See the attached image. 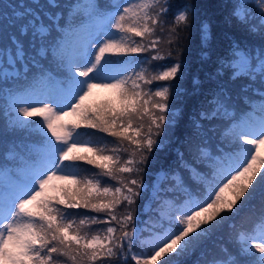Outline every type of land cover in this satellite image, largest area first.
Segmentation results:
<instances>
[{
	"label": "snow or ice",
	"instance_id": "snow-or-ice-1",
	"mask_svg": "<svg viewBox=\"0 0 264 264\" xmlns=\"http://www.w3.org/2000/svg\"><path fill=\"white\" fill-rule=\"evenodd\" d=\"M256 3L254 19L240 0H217L215 32L193 0H13L0 9L6 132L39 137L21 141L23 154L0 137V264H173L190 255L195 264H264V191L259 223L238 234L235 251H202L264 190V109L248 114L251 101L264 103V0ZM194 27L208 46L206 75L193 81L181 129ZM97 90L112 98L89 102ZM97 133L112 139L97 143ZM173 137L175 165L149 178Z\"/></svg>",
	"mask_w": 264,
	"mask_h": 264
},
{
	"label": "trees",
	"instance_id": "trees-1",
	"mask_svg": "<svg viewBox=\"0 0 264 264\" xmlns=\"http://www.w3.org/2000/svg\"><path fill=\"white\" fill-rule=\"evenodd\" d=\"M65 1L69 0H62V2ZM180 1L182 2V4L185 2V0ZM12 2L13 0H0V9L7 10V6ZM193 2L198 3L204 7L207 13L205 18L211 21L213 32H215L216 28L222 24V21L217 19L218 13H216L214 9L217 0H193ZM169 20H171V17H169ZM184 43L187 45V51L184 54V60L187 65H190V70L185 75V81L179 82L181 98L179 101H177V110L181 112V116L178 118L180 120L181 129L183 127L184 121L187 119L185 113L188 111L189 101L193 100L194 96L198 94L196 91L197 86L193 83L194 77L197 78V80L204 82L207 65L205 54L208 53V46L202 44L200 41L198 27H194L192 29L191 34L188 36L187 40ZM1 126L2 125H0V127ZM172 139L173 144H169V141L165 139L166 147L163 151L158 152L156 158L152 161V165L154 167L149 169V178L155 176L156 168H159L161 166L167 167L169 164L173 166L175 165L176 162L174 157L178 143L175 142V137H173ZM234 221L235 219H232L231 223H229L230 226L234 224ZM96 227L97 226H93V228ZM222 227L223 225L221 224L218 227V230H222ZM226 235H230V233L226 232ZM196 258L197 257L195 255H190L188 257L179 259L173 258V264H195ZM69 264H71L70 261ZM157 264H159V262H157Z\"/></svg>",
	"mask_w": 264,
	"mask_h": 264
},
{
	"label": "rangeland",
	"instance_id": "rangeland-1",
	"mask_svg": "<svg viewBox=\"0 0 264 264\" xmlns=\"http://www.w3.org/2000/svg\"><path fill=\"white\" fill-rule=\"evenodd\" d=\"M204 56V55H203ZM112 94L108 91L105 90H97L96 92H94L93 96L90 97L89 102H93V99H103L104 97H111ZM3 135V134H1ZM34 140L36 141V138H34ZM264 154V147H261L260 149V155Z\"/></svg>",
	"mask_w": 264,
	"mask_h": 264
}]
</instances>
